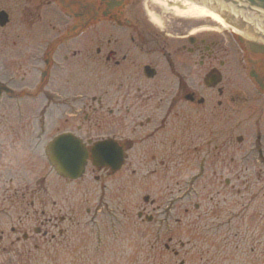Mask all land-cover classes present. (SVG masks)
Returning <instances> with one entry per match:
<instances>
[{"label":"flooded vegetation","instance_id":"obj_1","mask_svg":"<svg viewBox=\"0 0 264 264\" xmlns=\"http://www.w3.org/2000/svg\"><path fill=\"white\" fill-rule=\"evenodd\" d=\"M146 1L0 0V247L32 243L18 236L32 218L57 228L64 184L50 182L46 150L69 133L103 190L171 183L174 232H204L203 264L211 241L264 259V33L162 25ZM97 144L119 171L93 166Z\"/></svg>","mask_w":264,"mask_h":264},{"label":"rangeland","instance_id":"obj_2","mask_svg":"<svg viewBox=\"0 0 264 264\" xmlns=\"http://www.w3.org/2000/svg\"><path fill=\"white\" fill-rule=\"evenodd\" d=\"M146 3L149 6V11L158 17V21L162 25L182 23L184 16L175 14L169 8L172 7L170 3H167L166 6L160 0H147ZM184 19L192 21L195 26L202 25L201 28L207 24L211 29L223 31L221 25L211 17H184ZM170 30L173 31L172 28ZM65 118L66 121L61 120L59 124L61 130L67 131L74 128L76 123L73 118L70 116ZM51 171L52 169L49 180L51 183H57L58 178ZM91 176L94 175L89 171L79 181L65 180L63 199L56 197L57 195L51 199V201L56 200L63 205V211L59 217H66V220L64 224L58 226L65 229L63 236L59 237L56 230L49 228V236L52 234L56 236L54 242L46 243L40 237L35 236L32 243H36V248L12 249L11 261L8 260L7 255H0V264H179L180 261H184L185 264H203L202 260L206 257L203 243L204 232L200 230L184 232L182 226V231L175 230L174 232L175 226L171 223L174 214L170 212V209L167 208V211L171 214V218H168L167 221L166 217L164 223L161 222V224L157 218H161V215H157L153 211L157 204L168 203V187L170 188L172 184L163 178H160L159 181L153 178L154 182L146 183L132 179L126 184H124L126 181H119L118 178V181L111 184L105 183L107 187L105 192L109 198L107 201L106 196L104 201L109 209H113V213L115 210L118 214H114V220L105 219L103 224L101 221L100 225L97 223L96 227L101 231V242L98 243L95 233L92 231L94 228L93 221H90L92 216L90 213L87 214L86 210L94 211L97 201L100 200V195L97 196L92 189L96 186L98 192V187L101 184H95ZM145 195L154 201L153 205L143 203ZM168 207L170 208V205ZM138 212L152 215L157 220L146 223L144 219L138 218ZM32 221L33 227L36 226L35 219L32 218ZM110 226L112 232L104 229ZM171 232L174 234V236L172 235L174 240L169 245L170 250L165 251L164 246L167 243V238L171 236L169 235ZM28 233L33 235L31 231ZM188 239H192L191 243L183 247L179 257H173L170 251L172 249L179 250L177 242L181 240L183 243H187ZM211 246H213L210 252V256L213 257L210 259L211 264H264V259L260 258V254H256L257 261L253 259L254 254L249 253V247L234 248L235 244H218L216 241H211ZM19 255L28 260L19 261L20 257L16 258Z\"/></svg>","mask_w":264,"mask_h":264},{"label":"water","instance_id":"obj_3","mask_svg":"<svg viewBox=\"0 0 264 264\" xmlns=\"http://www.w3.org/2000/svg\"><path fill=\"white\" fill-rule=\"evenodd\" d=\"M197 4H203L209 9L219 14L223 18L231 19V12L250 19L264 29V0H192ZM99 148V147H98ZM101 148H99L100 150ZM50 163L56 173L69 180H77L84 173L86 164L85 151L77 146L75 140L68 135L58 137L50 147ZM100 161L102 151H97ZM99 165L103 162H99ZM118 165L113 166L112 170H117ZM147 199L145 198V201ZM149 220V218H147Z\"/></svg>","mask_w":264,"mask_h":264},{"label":"bare ground","instance_id":"obj_4","mask_svg":"<svg viewBox=\"0 0 264 264\" xmlns=\"http://www.w3.org/2000/svg\"><path fill=\"white\" fill-rule=\"evenodd\" d=\"M160 2L165 4V6L168 2H170V4L172 5L171 9L175 14L179 16L191 18L211 17L222 26H226L225 22L216 13L212 12L205 6H198L194 4V1L192 0H160Z\"/></svg>","mask_w":264,"mask_h":264}]
</instances>
